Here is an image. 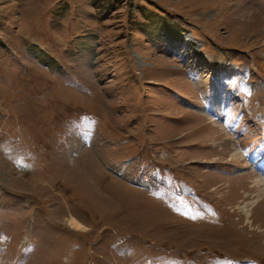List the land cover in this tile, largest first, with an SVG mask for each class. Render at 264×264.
<instances>
[{"label": "rangeland", "instance_id": "obj_1", "mask_svg": "<svg viewBox=\"0 0 264 264\" xmlns=\"http://www.w3.org/2000/svg\"><path fill=\"white\" fill-rule=\"evenodd\" d=\"M262 170L264 0H0V264H264Z\"/></svg>", "mask_w": 264, "mask_h": 264}, {"label": "bare ground", "instance_id": "obj_2", "mask_svg": "<svg viewBox=\"0 0 264 264\" xmlns=\"http://www.w3.org/2000/svg\"><path fill=\"white\" fill-rule=\"evenodd\" d=\"M247 13H248V12H247ZM253 15H254V13H253ZM248 16H252V13H250ZM235 152L237 153V150H236ZM237 154H238V153H237ZM256 171L258 172L259 169L256 170ZM262 171L264 172V170H262ZM257 183H258V184H262L263 187H264V178H262V177H258L257 180H256V184H257ZM255 186H256V185H255ZM257 186H258V185H257ZM253 188H254V186H250V187H248L249 191H251V189L254 190ZM252 193H253V192H252ZM252 193H251V194H252ZM256 193H257V194H255L256 197H257V196H258V198L260 197V199H259L260 201H259V202H260V203L263 202V200H262L261 197L264 196V189H262V190L259 189ZM242 196H243V195H242ZM242 196H241V197H242ZM259 202H258V203H259ZM257 205H258V204H257ZM250 207H251V206H250ZM253 208H254V207H253ZM253 208L251 207L252 210H253ZM248 210H249V209H248ZM262 210H264V209H262ZM262 210H258V211L260 212V211H262ZM249 213H250V212H249ZM263 213H264V211H263ZM247 215H248V214H247ZM249 217H250V216H249ZM251 223H252V221H251ZM260 225H261V224H260ZM259 228H260V226H259Z\"/></svg>", "mask_w": 264, "mask_h": 264}]
</instances>
